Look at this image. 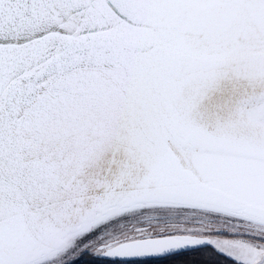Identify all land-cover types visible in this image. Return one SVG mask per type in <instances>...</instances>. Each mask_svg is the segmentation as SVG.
<instances>
[{
  "label": "snow or ice",
  "instance_id": "6c2138e0",
  "mask_svg": "<svg viewBox=\"0 0 264 264\" xmlns=\"http://www.w3.org/2000/svg\"><path fill=\"white\" fill-rule=\"evenodd\" d=\"M0 264H264V0H0Z\"/></svg>",
  "mask_w": 264,
  "mask_h": 264
},
{
  "label": "trees",
  "instance_id": "16d2710c",
  "mask_svg": "<svg viewBox=\"0 0 264 264\" xmlns=\"http://www.w3.org/2000/svg\"><path fill=\"white\" fill-rule=\"evenodd\" d=\"M199 256H190V257H178V260H188V259H198Z\"/></svg>",
  "mask_w": 264,
  "mask_h": 264
}]
</instances>
